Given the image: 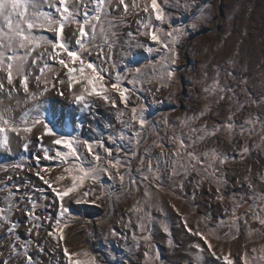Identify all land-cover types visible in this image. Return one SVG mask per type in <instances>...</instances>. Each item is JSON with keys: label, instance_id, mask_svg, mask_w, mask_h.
Returning a JSON list of instances; mask_svg holds the SVG:
<instances>
[{"label": "snow or ice", "instance_id": "snow-or-ice-1", "mask_svg": "<svg viewBox=\"0 0 264 264\" xmlns=\"http://www.w3.org/2000/svg\"><path fill=\"white\" fill-rule=\"evenodd\" d=\"M212 7L211 3L200 5L199 0H163V3L159 0H140V2L138 0H130V2L129 0H0V73H3V76H0V150L9 155H15L12 144L16 138H19L16 143L22 153L32 154L31 158L35 160V166H28V171L34 173L54 194L57 210L55 218L50 214L44 217L37 215L36 210L41 205L33 199L30 191L20 192L22 187L28 188L30 182L12 185L6 183L13 179V174L19 175L16 170H24V161L28 157L21 154L16 161L0 164V172L10 173L4 180H0V185H3L0 191L7 190L4 205L0 206V230H5L8 240L7 247L0 251V264H13V261L16 264L21 262L22 264H40L31 254L30 249L33 245L40 253H44V248L39 241L31 238L21 240L17 235L20 225L12 220L14 212L24 213L30 225L27 228L29 237L40 235L39 229L44 226L42 220L54 219L52 230L48 231L47 235L57 242V246H61L66 239L65 229L68 227L64 220L73 215L66 203V198L74 200L76 204H93L97 207L100 206L97 201H111L113 198L119 200L120 195L105 184L104 177L111 181L118 180L122 192L126 187L137 184V181L131 178L134 162L140 165L138 169L141 172L140 183L149 182L157 190H163L162 173L168 172L169 179L181 175L187 179L192 172H195L199 179L195 180L193 199H195L196 190L207 180L210 191H212L211 184H215V198L222 203L225 201L222 189L227 184V179L223 166L230 161L235 162L237 157L243 160L251 150L245 140L242 145H233L235 154L230 156L219 147H208L207 141L212 138L218 139L220 135H223L227 142L232 144L236 136L241 139L247 136L250 139L253 135L264 133V118L258 114L245 112L246 105L251 103L259 106L261 102H264V96L255 99L248 89L244 88L241 91L246 93L247 98L239 101L236 89L221 83L219 66L212 82L202 91L206 98L215 96L216 103L223 101L231 92L232 96L228 98L237 101L238 106L235 110L229 109L226 118L222 122L213 123L211 127L207 120L199 128L193 127L197 121L211 112L210 105L206 104L198 114L178 118L179 127L187 128L193 134L188 135L187 139L184 135L175 134V125L171 126L174 135L170 139L176 147L171 151L170 156L165 157L163 145L158 141H154L153 144L161 149L160 156L165 157L163 161L156 158L154 166L153 159L148 156L151 148H145L144 155H140L141 147L146 144V133L153 127L152 122L146 117L147 104L140 93L153 95L155 103L158 102L155 96L161 89L176 87L179 83L178 72L180 71L176 67L180 59L179 45L191 32L196 31L201 23L209 21ZM169 9L194 14L188 23H174V14ZM131 14L137 17L138 34L147 37L155 47L147 46L139 41L133 43L135 37L132 32H128L130 39L125 43L129 48H145L150 55L153 53L159 55L143 67L128 68L126 72H121L116 70V63H110V61H112V52L118 36L116 29L124 25L126 17ZM229 63L232 62L229 61ZM55 65H59L60 69L64 70L62 74L55 70ZM109 68L114 71V75L109 72ZM50 74L51 87L56 88L57 85L66 84L74 103L81 111L94 115L92 103L88 97H96L112 109H116L117 120L122 125L118 135L120 143H117V137L113 135L108 136V141L115 147H108L102 137L89 140L81 138L80 135L69 136L56 131V124L46 118L43 103H34L19 116H14L15 109L11 101L15 99L17 108L22 102L27 104L29 101H38L39 97L49 91ZM226 75L237 79L233 72L229 71ZM205 79H207L206 74ZM239 79L241 84H247V79ZM33 81L37 88L43 85L38 93L31 90ZM153 84L156 85L155 88L151 87ZM127 85H131V88ZM76 86L79 87L74 92L73 89ZM21 91L24 94L23 101L16 98ZM58 94L64 96L65 92L60 89ZM172 95L173 93L169 92V99ZM133 97L135 103H132ZM5 99L9 103L6 104ZM120 105H123V109H120ZM125 110L128 112L127 120L123 119ZM242 112L245 113L240 117L242 122H238L237 114ZM164 123L168 125L167 117ZM257 126L260 133L256 131ZM33 137L36 142L34 153ZM45 138H49V144H45ZM200 143H204L205 146L198 151L197 145ZM255 147L258 149L264 147V134L261 135ZM41 160L59 161L62 172L51 180L46 179L41 173H50L52 169L42 167ZM145 165L147 172H144ZM256 179L260 184H264V171H258ZM243 180L249 189L256 188L251 167L248 168ZM64 181L68 183L65 184ZM235 183L239 184L240 179L238 178ZM31 187L34 191L45 192L44 188H38L35 185ZM180 187L183 189V181ZM12 188L16 191L13 192ZM18 194L20 200L16 201L15 197ZM144 196L148 198L144 203L149 204L151 193L147 189ZM41 198L48 199L46 196ZM251 198L254 202L250 205L249 212L252 219L258 221L264 229V208L257 211L256 204L257 199L264 204V194L253 192ZM20 203H24V208H20ZM233 203L235 207L231 215L235 224V221L240 219L236 214V207H239V204L236 203L235 197H233ZM43 207L47 208L50 205H43ZM149 207H151L150 204ZM130 211L136 214V228L140 232L139 236L135 231L132 233L135 247L139 249L140 241L144 242V264H156V262L163 264L160 252L153 243L150 226L154 217L144 210V206L139 201ZM243 222L245 225L249 224L247 213ZM131 223L130 219L126 227H129ZM221 223L224 222L221 221ZM235 226L239 231L240 225L235 224ZM161 227L163 232L168 234V245L172 247L168 226L161 224ZM185 228H188L186 222ZM109 231L111 235H117L114 229ZM188 231L192 235L199 236L207 245L206 249L199 243L193 245L198 250L195 257L197 262L203 260L200 253L205 251L220 259L203 233L190 228ZM252 231L251 228L248 229L249 236L252 235ZM62 250L66 264H105L102 259H98L88 250L70 252L66 245L62 246ZM251 252L256 255H250L245 246L239 261L232 257L231 252L222 254L223 264H264V247L259 250L252 248Z\"/></svg>", "mask_w": 264, "mask_h": 264}, {"label": "rangeland", "instance_id": "rangeland-1", "mask_svg": "<svg viewBox=\"0 0 264 264\" xmlns=\"http://www.w3.org/2000/svg\"><path fill=\"white\" fill-rule=\"evenodd\" d=\"M159 2L163 3V0H159ZM207 3H211L213 6L210 10L209 21L201 23L198 29L191 32L179 45L180 59L176 66L180 70L178 72L179 83L173 89H161L155 96L156 101H158L155 103L153 102V95L140 93L147 104L146 117L153 125L146 133V144L141 147L140 155H144L145 148H151L148 156L153 159L154 166L156 158L163 161L165 157L171 155V151L176 147L170 139L174 135L172 125H175V134L184 135L185 139L188 135H193L189 129L179 127L178 118L182 119L185 115L198 114L207 104L210 105L211 112L208 116L197 121L193 127L199 128L205 120L208 121L209 127H211L213 123L222 122L226 118L229 109L234 111L238 106L236 100L228 98L232 96L231 92L219 103L215 102V96L205 97L202 89L212 82L216 75L217 66L220 68L221 83H226L227 86L236 89L239 101H244L247 98L246 93L241 91L244 88H247L255 99L264 96V0H199L200 5ZM169 10L174 14V23H188L194 14L178 12L175 9ZM140 15L144 16L143 13H140ZM136 19L137 17L134 14L128 15L126 23L116 29L118 36L116 37L110 63L115 62L117 65L116 70L121 72H126L128 68L143 67L159 55L157 53L150 55L145 48H129L125 43L130 39L128 32H132L135 37L133 43L139 41L147 46L155 47L147 37L138 34ZM229 61L232 63H229ZM105 66L107 67V65ZM55 70L61 74L64 71L60 69L59 65H55ZM229 71L233 72L237 79L227 76L226 73ZM109 72L114 75V71L110 68ZM205 74L207 79H205ZM0 76H3V73H0ZM239 78L247 79V84H241ZM51 80L52 76L50 74L48 93L39 97V100L35 103H43L46 118L56 124V131L69 136L80 135L81 138L89 140L102 137L108 147H115L108 141V136L113 135L117 137V143H120L118 135L122 125L117 120L116 109H112L96 97H88V100L92 103L94 115L86 111L87 119L82 123V127L80 125L79 128H75L74 123L77 120L80 108L74 103L72 94L68 92L66 84L52 88ZM127 86L131 88V85ZM42 87L43 85L37 88L35 82H31L32 91L38 93ZM78 87L76 86L73 91H77ZM151 87L155 88L156 85L153 84ZM60 89L64 90V96L58 94ZM169 92L173 93L171 99H169ZM19 94L21 95L20 99H23V92L21 91ZM16 98L18 99V94ZM5 103H9V101L5 99ZM132 103H135L134 97ZM11 104L15 109L13 115L19 116L22 111L32 107L34 102L23 103L17 108L14 99ZM58 106L65 110L59 109ZM119 107L123 109V105ZM109 109L112 110L111 113H109ZM245 112L258 114L261 118H264V102H261L259 106L249 103L246 105ZM244 114V112L237 114L238 122H242L240 117ZM165 117L169 122L168 125L164 123ZM123 119H128L127 110H125ZM256 131L260 133L258 126ZM262 134L264 133L253 135L250 139L247 136L244 139L236 136L232 144H229L223 135H220L218 139L212 138L207 141L208 147H219L230 156L235 154L233 145H242L245 140L251 150L243 160L237 157L235 162L230 161L223 166L226 172L225 178L227 179V184L222 189L225 195L223 203L215 198V184H211L212 191H210V184L207 180L196 190L195 199H193L195 180L199 179L195 172H192L187 179L182 175L169 179L168 172L162 173L163 190H157L149 182L140 183L141 172L138 171L140 165L134 162L131 178L137 181L136 185L126 187L121 192V185L118 180L111 181L104 177L105 184L109 185L113 192L118 193L120 199L97 201L99 207L93 204H76L74 200L66 198V203L73 215L64 220L68 224L65 229V241L62 242L61 246H57V242L47 235V232L52 230L54 219L52 221L42 220L44 226L39 229L40 235L36 237V240H39L40 245L43 246L44 253L36 250L31 251V254L35 256L40 264H66L62 250V246L66 245L70 252L88 250L96 255L98 259H102L105 264H144V242L141 240V246L137 249L135 242L132 240L133 231L136 232L137 236L140 235V232L136 228V214L131 212L130 209L139 201L144 206V210L150 212L151 216L154 217V221L150 226L153 243L160 252L163 264H223L222 254H228L229 252H231L232 257L239 261L240 256L245 251V246L250 255H256V253L251 252V249L256 248L259 250L264 247V229L261 228L258 221L252 219L249 207L254 202L251 198L253 192L264 194V184H260L256 179V173L264 171V147L259 149L255 147V144L259 143ZM18 139L16 138V140ZM154 141H158L163 145L165 157L160 156L161 149L154 146ZM35 144V138L33 137V153L35 152ZM45 144H49V138H45ZM17 146L18 144L13 148L15 155H9L0 150V164L16 161L21 154L28 157L24 161V170H16L19 175L13 174V179L6 181V183L12 185L13 183L24 184L30 182L29 187H22L20 192L30 191L33 199L41 205L36 210L37 215L44 217L50 214L55 218L57 210L48 211L43 207L46 202H54V194L34 173L28 171V166H35V160L31 158L32 154L22 153L21 148ZM204 146V143L198 144L197 150H202ZM40 165L52 169L50 173H41L46 179L51 180L62 172L59 161L41 160ZM249 167L252 169L253 180L256 184L255 189H249L247 183L243 180ZM144 172H147L146 165ZM9 174V172H0V180H4ZM238 178L240 179L239 184L235 183ZM181 181L184 184L183 189L180 187ZM63 183L66 184L68 181ZM32 185L44 188L45 192L40 193L32 190ZM54 186L57 185L54 184ZM0 187H3V185H0ZM145 189L151 193V199L149 200L151 207H149V204L144 203L145 200H148L144 196ZM11 190L16 191L15 188ZM97 191H99L98 188ZM6 196L7 190L0 191V206L4 205ZM42 196H46L48 199H42ZM233 197H235L236 203L239 204V207H236V214L240 219L235 221V224L240 225L239 231L233 224L231 215L235 207ZM241 197H243L242 200ZM15 199H20L19 194ZM256 204L257 211L264 208V204L260 203L258 199ZM246 213L248 214V225L243 222ZM130 219L132 221L131 225L126 227ZM221 221L224 223H221ZM185 222L188 228L199 231L208 238L220 259L205 251L200 253L203 260L196 261L195 257L198 250L193 245L199 243L205 249L207 245L199 236L192 235L188 228H185ZM161 224H166L169 228L172 247L168 245L169 236L163 232ZM249 228L253 230L251 236L248 234ZM110 229H114L117 235H111ZM4 234L5 230H0V251L7 247L6 240L3 238ZM233 237L236 238L233 239ZM13 264H16V262L13 261ZM156 264H159V262H156Z\"/></svg>", "mask_w": 264, "mask_h": 264}, {"label": "crops", "instance_id": "crops-1", "mask_svg": "<svg viewBox=\"0 0 264 264\" xmlns=\"http://www.w3.org/2000/svg\"><path fill=\"white\" fill-rule=\"evenodd\" d=\"M19 200L20 199H18L16 201H19ZM46 205H50V207H47L46 210L56 211V206H55L54 202H50V201H49V203L46 202ZM24 206H25L24 203H20V208H24ZM28 207H31V205H28ZM42 209H44V208H42ZM12 220L16 221L20 225L19 228L17 229V235L20 237L21 240H28L30 238L33 240H36V237H38V236L29 237V235L27 234L26 229L30 225L27 223V218L25 217V215L22 211L14 212V214L12 216ZM3 236H4L3 238H5L6 244H7L8 243L7 237L5 234ZM37 241H39V240H37ZM36 250L37 249H36L35 245H33L32 248L30 249V251H36Z\"/></svg>", "mask_w": 264, "mask_h": 264}, {"label": "bare ground", "instance_id": "bare-ground-1", "mask_svg": "<svg viewBox=\"0 0 264 264\" xmlns=\"http://www.w3.org/2000/svg\"><path fill=\"white\" fill-rule=\"evenodd\" d=\"M21 98V95L20 94H18V99H20ZM21 101H23V99H20ZM35 103V102H34ZM21 104H23V102L21 103ZM58 108L59 109H63V110H65L64 108H62V107H60V106H58ZM67 109V108H66ZM73 109H74V107H73ZM77 109V108H76ZM78 110V109H77ZM95 110V109H94ZM111 109H109V113H111ZM114 111V110H113ZM105 112H106V110H105ZM104 112V113H105ZM70 113V112H69ZM73 113V112H72ZM93 113V112H92ZM103 113V114H104ZM107 113V112H106ZM69 115V114H68ZM72 119V118H71ZM76 119V118H75ZM87 119V113H86V111H79L78 112V115H77V120H76V122L74 123L75 124V128H79V126L80 125H82V123L85 121ZM98 123H100V122H98ZM16 145H17V143H16V141H13V144H12V147L13 148H15L16 147ZM18 147V146H17ZM252 205V204H251Z\"/></svg>", "mask_w": 264, "mask_h": 264}]
</instances>
